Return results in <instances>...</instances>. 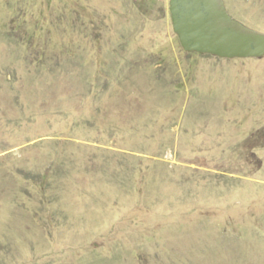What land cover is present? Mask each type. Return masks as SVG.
Here are the masks:
<instances>
[{"label": "rangeland", "instance_id": "374dc122", "mask_svg": "<svg viewBox=\"0 0 264 264\" xmlns=\"http://www.w3.org/2000/svg\"><path fill=\"white\" fill-rule=\"evenodd\" d=\"M0 264H264V55L184 51L169 0H0Z\"/></svg>", "mask_w": 264, "mask_h": 264}, {"label": "water", "instance_id": "95a60500", "mask_svg": "<svg viewBox=\"0 0 264 264\" xmlns=\"http://www.w3.org/2000/svg\"><path fill=\"white\" fill-rule=\"evenodd\" d=\"M169 13L186 52L225 59L264 55V33L233 19L223 0H169Z\"/></svg>", "mask_w": 264, "mask_h": 264}]
</instances>
